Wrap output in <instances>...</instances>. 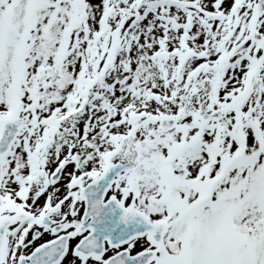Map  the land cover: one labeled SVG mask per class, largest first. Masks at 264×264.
<instances>
[{"label": "snow or ice", "instance_id": "6c2138e0", "mask_svg": "<svg viewBox=\"0 0 264 264\" xmlns=\"http://www.w3.org/2000/svg\"><path fill=\"white\" fill-rule=\"evenodd\" d=\"M0 264H264V0H0Z\"/></svg>", "mask_w": 264, "mask_h": 264}]
</instances>
